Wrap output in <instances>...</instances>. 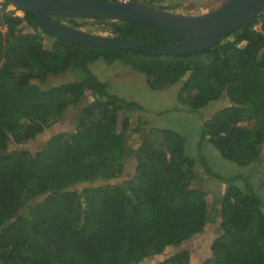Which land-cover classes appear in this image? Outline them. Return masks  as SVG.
<instances>
[{
  "label": "trees",
  "instance_id": "1",
  "mask_svg": "<svg viewBox=\"0 0 264 264\" xmlns=\"http://www.w3.org/2000/svg\"><path fill=\"white\" fill-rule=\"evenodd\" d=\"M18 10L22 16L0 11V264H140L203 233L216 224L212 217L218 234L201 264H264V191L243 177L224 179L212 212L207 194L192 186L195 163L184 139L156 129L132 153L129 120L119 127V116L142 108L111 93L90 69L120 62L152 91L180 84L177 102L189 112L225 98L228 105L203 122L201 141L250 167L264 146V11L208 50L155 55L56 40ZM68 23L155 47L181 41L131 21ZM68 72L70 81L43 88ZM86 93L92 101L71 130L52 134L36 152L25 149ZM132 154L133 173L117 182ZM191 261L184 250L155 264Z\"/></svg>",
  "mask_w": 264,
  "mask_h": 264
},
{
  "label": "rangeland",
  "instance_id": "2",
  "mask_svg": "<svg viewBox=\"0 0 264 264\" xmlns=\"http://www.w3.org/2000/svg\"><path fill=\"white\" fill-rule=\"evenodd\" d=\"M225 1L161 0L158 6L178 14L199 15L218 8ZM89 21L91 22L92 20ZM77 28L89 33L104 35L99 31L98 26L86 25ZM90 69L100 81L108 84L111 93L126 101L137 103L142 108V111L121 113L119 116V127L124 118L127 117L129 120L130 129L127 132V144L132 153L135 152L145 135L156 129L173 130L184 139L185 153L195 163V178L192 186L207 194V201L212 212L215 211L224 193V179L243 177L251 185H257L260 191H264V146L261 150L260 160L256 164L250 167H241L224 160L209 142L201 141L203 122L209 119L216 111L228 105L225 98L212 101L198 111L189 112L177 102L180 84L166 90L152 91L146 86V79L143 75L130 71L120 62L107 64L103 61H97L91 65ZM73 77L70 72L53 76L42 86L43 88L56 86L70 81ZM91 101V94L86 93L80 104L68 108L61 121L54 124L35 140L27 143L25 149L36 152L40 145L52 134L71 130L74 127L78 113ZM134 166L135 156L132 154L125 163L123 175L116 181L124 182L133 173ZM206 169L210 170L214 175H208ZM241 184L243 185L242 182ZM213 220L217 224V219L212 217ZM216 224H208L203 233L194 236L191 240L178 247H169L162 254L150 257L140 264H155L174 253L184 250L190 251L192 264H201L204 259L210 256V243L218 234Z\"/></svg>",
  "mask_w": 264,
  "mask_h": 264
},
{
  "label": "water",
  "instance_id": "3",
  "mask_svg": "<svg viewBox=\"0 0 264 264\" xmlns=\"http://www.w3.org/2000/svg\"><path fill=\"white\" fill-rule=\"evenodd\" d=\"M31 13L44 32L56 40L93 48L134 50L155 55H188L208 50L264 11V0H226L199 15H183L146 2L98 0H3ZM131 21L147 25L181 41L163 48L89 33L69 21Z\"/></svg>",
  "mask_w": 264,
  "mask_h": 264
},
{
  "label": "built area",
  "instance_id": "4",
  "mask_svg": "<svg viewBox=\"0 0 264 264\" xmlns=\"http://www.w3.org/2000/svg\"><path fill=\"white\" fill-rule=\"evenodd\" d=\"M117 2H126L128 0H116ZM5 1L0 0V11L4 10L6 12H11L16 16H22V11L18 10L17 7L11 5L8 3V5L4 6ZM255 28H259V26H256Z\"/></svg>",
  "mask_w": 264,
  "mask_h": 264
}]
</instances>
